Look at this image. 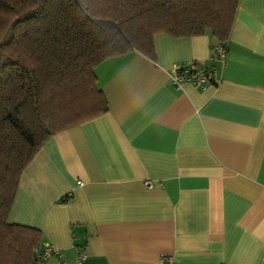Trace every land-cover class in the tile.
<instances>
[{"label": "crops", "instance_id": "obj_1", "mask_svg": "<svg viewBox=\"0 0 264 264\" xmlns=\"http://www.w3.org/2000/svg\"><path fill=\"white\" fill-rule=\"evenodd\" d=\"M216 44L160 33L154 60L94 69L107 110L43 142L7 216L61 251L46 264H264V0H238L221 61ZM191 63L215 82L175 87Z\"/></svg>", "mask_w": 264, "mask_h": 264}, {"label": "trees", "instance_id": "obj_2", "mask_svg": "<svg viewBox=\"0 0 264 264\" xmlns=\"http://www.w3.org/2000/svg\"><path fill=\"white\" fill-rule=\"evenodd\" d=\"M238 0H0V264H31L37 229L10 224L19 176L43 142L107 110L94 69L153 38L224 45ZM225 46V45H224Z\"/></svg>", "mask_w": 264, "mask_h": 264}, {"label": "built area", "instance_id": "obj_3", "mask_svg": "<svg viewBox=\"0 0 264 264\" xmlns=\"http://www.w3.org/2000/svg\"><path fill=\"white\" fill-rule=\"evenodd\" d=\"M213 55L211 60H223L225 57V46L215 45L212 47ZM172 84L179 87L182 83H190L196 88H204L206 85L215 82L214 73L197 63H191L189 66H176L171 72ZM82 185L81 182H78ZM148 185V183H146ZM149 186V185H148ZM52 257H61V251L48 243L41 242L34 252V259L31 264H46ZM86 255L79 252L76 257V264H83ZM168 264H175L171 256L165 257Z\"/></svg>", "mask_w": 264, "mask_h": 264}]
</instances>
